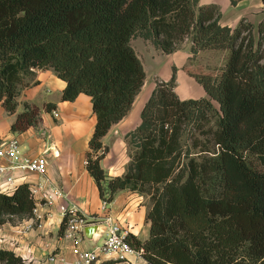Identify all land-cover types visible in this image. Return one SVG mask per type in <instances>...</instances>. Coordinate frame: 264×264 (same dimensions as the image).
Returning a JSON list of instances; mask_svg holds the SVG:
<instances>
[{
	"label": "trees",
	"instance_id": "16d2710c",
	"mask_svg": "<svg viewBox=\"0 0 264 264\" xmlns=\"http://www.w3.org/2000/svg\"><path fill=\"white\" fill-rule=\"evenodd\" d=\"M221 17L218 4L199 0H0L1 105L15 112L19 88L36 84L38 69L65 81L61 101L91 97L96 122L85 167L101 199L110 202L119 190L148 198V237L126 238L141 249L139 264H264V171L252 164L255 158L264 168V18L255 38L244 18L230 27ZM137 36L163 53L188 39L191 53L228 54L218 77L195 76L207 97L179 98L174 72L156 85L126 134L125 171L108 177L101 139L129 111L145 79L130 43ZM38 119V107L24 102L10 130L24 131ZM32 207L26 182L0 193V226L29 216ZM0 262L24 264L2 248Z\"/></svg>",
	"mask_w": 264,
	"mask_h": 264
},
{
	"label": "crops",
	"instance_id": "0c3cea01",
	"mask_svg": "<svg viewBox=\"0 0 264 264\" xmlns=\"http://www.w3.org/2000/svg\"><path fill=\"white\" fill-rule=\"evenodd\" d=\"M227 5H231L229 0H227ZM219 6L224 18L223 6L226 7V4L221 5L219 3ZM227 25L234 27L236 24L232 26L228 23ZM130 43L144 70L145 61L153 59L157 56L156 53L161 52L149 40L138 36L132 38ZM189 49L161 53L168 55L173 60V67L177 69V65L182 68L185 62L183 64L177 63V60L173 58L180 52L184 54L183 59L190 57ZM35 72L34 78L37 83L19 88L15 112L6 111L0 102V139L15 137L23 154L45 155L48 162L47 174L63 190L65 203L76 206L87 216H93L100 211L102 199L94 178L85 167L89 139L96 122L92 111L91 97L85 93H79L72 101H61L60 96L65 81L57 77L51 69H38ZM181 72L187 76V73ZM170 76L164 77L163 80H169ZM190 77L188 82L192 88L190 92H179L176 80L174 91L178 97L181 99H186L189 95L190 98L207 97L208 95L204 90L193 87L194 80L192 76ZM146 100L147 98L138 102L136 95L126 115L112 124L101 139L102 144L108 150L100 160V165L108 177L121 175L130 161L126 134L139 124L140 111ZM24 102L38 107V122L24 131L13 132L10 130V125L16 114L23 110ZM48 102L55 104V108L51 111L45 110V104ZM26 179L34 180L36 176L28 175ZM147 200L146 196L136 192L119 190L115 193L113 200L108 202L110 211L120 219L128 233L133 234L140 241L145 240L149 235V222L146 220ZM41 211L44 214L45 223L43 228L39 230L24 233L18 231L17 221L26 216L23 218L14 217L16 218L15 221L4 222L0 226V248L11 250L16 255L28 259L31 264H36L42 262L46 254L51 251L57 252L66 261H73L76 257V251L89 248L94 243L102 241V233L99 231L100 236L95 234L98 233L99 229L104 230L103 224L92 225L96 226V230L92 238H86L87 241L84 243L75 245L71 241L63 240L57 225V219H60L57 213V204L50 208H42ZM108 258L116 259L115 256H104L101 260ZM142 261L141 256L136 257L133 254H128L126 259L117 261L115 264H139Z\"/></svg>",
	"mask_w": 264,
	"mask_h": 264
},
{
	"label": "built area",
	"instance_id": "2783aa9c",
	"mask_svg": "<svg viewBox=\"0 0 264 264\" xmlns=\"http://www.w3.org/2000/svg\"><path fill=\"white\" fill-rule=\"evenodd\" d=\"M47 165L43 154H23L15 137L0 139V193L9 194L18 183L26 182L33 201L31 214L17 221L18 231L24 233L42 229L45 220L41 209L50 208L54 204H57L60 217L57 225L60 227L62 224L60 236L63 240L76 245L87 241L84 234L87 226L103 224L104 230L99 229L95 234L100 236V231L102 241L76 251L73 261H66L57 252L51 251L42 262L36 264H98L104 256H115L120 260L126 259L128 254L141 256V249L133 248L127 241L128 230L110 211L108 201L102 199L100 211L93 216H87L76 206L67 205L63 190L48 176ZM28 175H35L36 179H26ZM22 259L24 264H31L28 259Z\"/></svg>",
	"mask_w": 264,
	"mask_h": 264
},
{
	"label": "rangeland",
	"instance_id": "374dc122",
	"mask_svg": "<svg viewBox=\"0 0 264 264\" xmlns=\"http://www.w3.org/2000/svg\"><path fill=\"white\" fill-rule=\"evenodd\" d=\"M217 2H219L221 5L226 4V7L223 6L225 14L224 18L221 17L222 24L227 25L228 23H230L233 26L237 24L241 18H244L247 22H250L252 24V32L254 37L256 38L258 36L257 26L258 23L264 18L263 5L260 0H242L241 2H239V4H236L237 6L227 5V0H199L200 4L215 3L219 5V3ZM189 47L190 42L188 39H185L181 42L177 50L181 49L180 51H182L183 49H189ZM227 54L228 52L224 49L206 48L198 50L196 53L190 52V57L183 59L184 54L180 52L177 53V55L173 59L177 60V63H185L182 68L181 66L177 65V69H175L173 67V60L169 58L168 55H163V53L161 52L156 53L157 56H155L153 59H149L148 61L144 60L145 79L140 91L137 94V101L142 102L145 100V98H148L151 91L156 87V85L160 81H164L163 78L170 76L172 72H174L175 74L174 86H176L177 80V87L179 92H190L192 90L188 83L190 81V76H192V79L194 80L193 87L195 86L196 89L199 88L204 90L202 84L196 80L195 76L204 75L210 78L218 77L221 73V69L225 64ZM181 71H184L185 74L187 73V76H185ZM187 98H190V95L187 96ZM214 104L216 103L214 102ZM186 143L191 144L190 140H187ZM128 147V153L130 155L131 149L129 144ZM199 148L200 147L193 148V151L195 152L199 150ZM252 160V164L254 166L264 171V168L258 165L255 158H253ZM8 220L9 222H12L15 221L16 218H7L6 221ZM0 264L3 263L0 262Z\"/></svg>",
	"mask_w": 264,
	"mask_h": 264
},
{
	"label": "water",
	"instance_id": "95a60500",
	"mask_svg": "<svg viewBox=\"0 0 264 264\" xmlns=\"http://www.w3.org/2000/svg\"><path fill=\"white\" fill-rule=\"evenodd\" d=\"M60 220V219H58ZM96 230V226H87L84 229V234L87 239H91L94 231Z\"/></svg>",
	"mask_w": 264,
	"mask_h": 264
}]
</instances>
